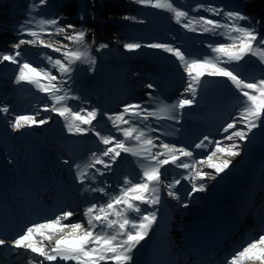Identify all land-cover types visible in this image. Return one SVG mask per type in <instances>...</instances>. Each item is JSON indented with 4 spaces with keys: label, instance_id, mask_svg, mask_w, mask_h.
Wrapping results in <instances>:
<instances>
[{
    "label": "snow or ice",
    "instance_id": "6c2138e0",
    "mask_svg": "<svg viewBox=\"0 0 264 264\" xmlns=\"http://www.w3.org/2000/svg\"><path fill=\"white\" fill-rule=\"evenodd\" d=\"M134 2L137 5L171 13L175 23L188 32L223 38L225 42H208L206 47L209 52L202 56H190L181 48L171 44L151 43L146 46L163 50L176 58L188 78L185 92L191 93L193 97L204 83L205 77L224 78L230 83L238 94L237 99L240 105L237 115L223 128L224 133L232 130L224 137L231 143L222 146L221 141H212L205 136L195 147L205 148V141H207L208 144L214 146L213 150L206 157L188 163L185 159L193 157L192 151L163 142L157 145L156 141L159 140V136L153 138L146 128L139 126L137 121H147L150 117L175 120L176 116L173 112L177 108L184 109L193 104L194 99L188 98L180 99L175 105H161L155 110H149L139 103L126 104L119 113L105 114L116 131L122 134V139H117L115 135H101L99 131H95L93 121L97 120L99 110L95 108L74 110L68 103L70 100L80 99L72 93L69 85L72 74L75 72V65L78 63L95 64V59L90 55L86 43L87 33L84 29L77 31L76 26L72 24L62 26L57 18L37 20L31 12L38 6L47 4V0H37V4L30 6L29 18L21 22L18 32L20 36L31 38L19 39L13 44L16 51L13 54L0 56V62L9 61L19 65L15 78L17 84L27 83L35 86L38 91L48 94L52 103L51 107L45 106L44 110L63 118L69 133L83 135L92 130L99 137L100 142L105 145L99 155L92 153V161L83 168L76 165L78 181L83 184L88 179V170L93 168L100 176L105 175V171L96 168V165H102L103 169L110 170L122 153H128L147 161L146 164H140L143 175L138 182L125 177L124 186L120 188L118 195L112 196L104 204L93 203L85 209L87 227L81 222L64 223L74 215L73 211L64 210L52 219L31 224L11 241L9 245L11 248L24 250L42 258L38 264H45V261H59L64 264L68 262L72 264H133L134 251L149 235L153 225L157 222L156 211H147L142 209L141 205L154 208L160 204L161 177L164 175L162 169L165 166L174 165L188 172L183 179L191 183L189 197L195 193L204 192L206 185L203 181L206 178L216 179L229 169L232 164L230 158L241 155L242 149L238 141L247 142L253 130L264 125V70L261 71L259 78L246 75L241 71L244 67L242 62L246 64L247 57H255L261 64H264V36H261L256 27L260 21L254 20L239 10L226 11L212 5L198 4L194 11L203 10L212 16H222V20L203 15H190L189 11L176 6L173 0H134ZM124 19L135 18L126 16ZM49 28L54 29V32L48 31ZM69 30L71 34H68ZM60 34H64V40L69 43H61L57 47L43 39V35ZM37 43L61 53L62 58L47 57L48 63L59 73V76L53 75L49 69L34 67L28 61L21 63L17 59L21 56L19 49L22 45H36ZM70 45L76 47H70ZM106 47V44L100 45V48ZM141 47L142 45L138 43L124 44V48L128 51ZM147 87L151 89L153 85L148 84ZM0 112L8 113L9 109L6 106L0 107ZM133 117L136 118L135 121ZM50 120L51 116L39 120L35 116H16L11 121V128L13 131H21L26 127L45 125ZM238 124L242 126L238 127ZM151 131L155 132L157 129H151ZM129 141L135 143L130 144ZM157 147L160 150L154 152L153 149ZM218 154L228 159H214ZM105 157L108 160H105ZM203 166L214 170L215 175L204 171ZM92 180H95V176ZM180 183V179H174L165 185L168 188V196L177 201L180 200V196L173 189ZM91 191L108 195L104 187L91 188ZM182 206L187 207L188 205L185 203ZM65 229L70 231L57 238L50 251L46 250L42 240H50L53 234L62 233ZM38 237L42 240H38ZM5 244L6 241L0 239V247ZM29 264H37V262L29 260ZM225 264H264V231L235 251Z\"/></svg>",
    "mask_w": 264,
    "mask_h": 264
},
{
    "label": "rangeland",
    "instance_id": "374dc122",
    "mask_svg": "<svg viewBox=\"0 0 264 264\" xmlns=\"http://www.w3.org/2000/svg\"><path fill=\"white\" fill-rule=\"evenodd\" d=\"M104 1L47 0L46 5L38 6L31 12V15L36 17L37 20L41 18H57L62 26L72 24L76 26L77 31L84 29L87 33L86 43L90 55L95 59V64L78 63L75 65V72L72 74L69 85L72 93L79 96L80 99L68 101L69 105L74 110H78L79 108L98 109V118L93 121L95 131H99L101 135H115L117 139H122V134L116 131L112 122L108 120L105 114L112 115L119 113L126 104L139 103L149 110H155L161 105L178 104L180 99H194L191 106H186L184 109L177 108L173 112V115L176 116L175 120L150 117L147 121L137 122L140 127L146 128L149 135L153 138L159 136V140L156 141V144L159 145L161 142L166 143L162 137V126L171 125L177 129L178 133L190 131L194 123L190 119L188 120L189 123H187V119L184 118L185 116L190 112L204 109V112L201 114L213 120L215 119L213 115L214 110L220 106L222 110L220 124L216 123V125L220 126L221 137L212 138V141H221L222 146L231 143L230 141H226L224 137L230 134L232 130H229V133H224L223 128L237 115L240 105L237 99L238 94L230 83L224 78L205 77L204 83L193 97L191 93L185 92L188 78L176 58L163 50L151 49L146 46L151 43L171 44L181 48L182 51L190 56H202L209 52V49L206 47L208 42H225L223 38L220 36H210L209 34L188 32L175 23L171 13L152 7L137 5L134 0L133 4L145 10L142 12L144 14L142 16L144 17H134L133 22H129L135 27H132L128 33L126 32L127 36L115 35L113 31L105 28V26L104 32H101L97 29V26L95 28V24L98 22V17H102L99 11L108 7V5H104ZM173 3L181 9L189 11L190 15H203L217 20H222L223 17L212 16L203 10L194 11L195 6L205 4L220 7L226 11H241L235 0H173ZM34 4H37V0H0V30L2 29L6 32L0 31V35L4 34L1 37L2 39L4 38V41L0 38V56L13 54L16 51L13 48V44L19 39L31 38L20 36L18 32L21 22L29 18L30 6ZM63 6H65L64 9ZM241 12L244 13L243 11ZM244 14L254 18V20L260 21V24L256 25V27L259 29L261 36H264L263 29L261 28L264 25V19H258V16L254 13ZM120 18L109 15L107 20L118 22ZM121 19L123 20L122 23L126 21L124 17ZM100 27H102L101 24ZM37 30L39 31V29ZM48 31L54 32V29L49 28ZM68 34H71V30H69ZM43 39L48 43H53L57 47L61 43H69L64 40V34L43 35ZM126 43H138L142 47L134 51H128L124 48V44ZM101 44H106L107 47L100 48ZM70 47L76 46L70 45ZM19 50L21 56L17 59L21 63L28 61L34 67L49 69L53 75L59 76V73L48 63L47 57L52 56L54 59L62 58L61 53L42 47L39 43L36 45H22ZM246 61V64L242 62L244 67L241 71L246 75L259 78L261 71L264 70V64H261L255 57H247ZM18 70V64H13L9 61L0 62V107L10 106L8 113L0 112V119H4L6 129H8V140L6 143L14 151L17 150L20 153L26 150L30 153L29 156L20 155L18 164L25 170L33 168L32 163L35 159V153L40 151L38 148H42L43 157L46 155L45 150H48L50 155L56 156L57 161L54 162L53 173L61 167L67 173L73 172L76 165L79 164V156L81 157L82 155L90 163L92 161V153L95 152L99 155L105 148V145L100 142L99 137L92 130L83 135L70 133L71 137L69 140L63 137L57 127L56 114L44 110L45 106L51 107L52 101L49 99L48 94L38 91L35 86L27 83L17 84L15 78ZM148 84H152L153 88L149 89L147 87ZM221 102H224V105H221ZM16 116H35L37 120L51 116V120L42 126L26 127L21 131H13L11 121ZM133 120L135 121L136 118L133 117ZM237 126L241 127L242 125L238 124ZM151 129H157V131L153 132ZM22 133H28L25 145L18 138ZM46 136H50L55 141H47ZM1 139L0 141L3 140ZM65 141H68V143L67 145L65 144V149L63 150V142ZM75 141L78 142L76 147L81 151V154L76 159H74V155L72 154L76 147L71 145ZM49 142L50 145H46ZM54 143L58 144L59 147L51 149ZM129 143L135 142L129 141ZM238 143L242 149L241 155L230 158L232 159V164L225 173V180L233 183L230 185L232 190L228 191L227 194L229 195L234 192V187L239 192L240 187H238V183L240 179L245 177H247L246 183L254 182V186L257 184L264 191V125L254 129L247 142L238 141ZM213 147V145H210L202 149L204 151L202 156L198 152L196 154L193 153L192 160L206 157L213 150ZM159 150L158 147L153 149L154 152ZM126 155L128 153H122L110 170L103 169L102 165H96V168L105 171V175L103 176L96 173L95 168L88 170V179L85 180V185L90 190L88 197H91L97 205L104 204L112 196L118 195L120 188L124 186L125 177H129L133 182H138L142 177L143 174L135 170L133 161L124 158ZM248 156L250 157L249 159ZM104 159L108 160L107 157ZM214 159H228V157H221L218 154ZM173 167L174 165H168L166 170L162 169V172L169 174L173 170ZM197 167L201 166L197 165ZM174 171L176 172V170ZM213 175L215 174L213 173ZM93 176H95V180H92ZM99 187H104L108 195L105 196L91 191V188ZM202 193L199 192L197 194ZM253 193L249 206L256 209V206L264 200V195H260L254 191ZM197 194L195 193V195ZM254 195H257V197L253 201ZM202 196L205 195L202 194ZM248 196L250 198V194ZM187 205L191 206L190 203H187ZM200 205L205 208L208 207L206 202H201ZM141 208L152 211V207L148 205H141ZM172 230V227H170L167 231L171 232ZM152 234L153 230L151 229L145 239L151 238ZM174 235L175 232L169 234L171 239ZM37 239L42 240L39 237Z\"/></svg>",
    "mask_w": 264,
    "mask_h": 264
},
{
    "label": "bare ground",
    "instance_id": "6f19581e",
    "mask_svg": "<svg viewBox=\"0 0 264 264\" xmlns=\"http://www.w3.org/2000/svg\"><path fill=\"white\" fill-rule=\"evenodd\" d=\"M221 104H224V102H222ZM6 107L9 108L10 106L6 105ZM221 114V108L214 110L213 115L216 120L215 123H220ZM55 117L57 120V127L61 131L63 137H66L69 140L71 134L67 130L65 121H63L64 119L59 117L58 115H56ZM7 131L8 129H6V122L4 121V119H0V138L3 139H1L2 141H0V239H4L6 241V244L0 247V250H3L6 255V257L0 262V264H29V260L37 261L40 259V257H36L34 254H31L24 250H16L11 248L9 246L11 241L14 240L18 235L22 234L25 229L31 225L32 221L33 223L44 222L59 215L65 209H61L60 206H50V204H47L43 199H40L39 203L34 202V206H36V208H40L38 209V212H36V208L34 212L30 209L31 205L33 204L32 199L27 195L21 194L19 190V188L21 187L23 176L27 175L28 173L27 170L23 169L18 164L20 155L25 154L24 151L19 153L17 150L14 151L11 146H7ZM161 132L162 137L166 143L175 145L177 148H187L190 151L197 150L201 153V155L203 154L200 149L195 147V145L197 144L195 143V140L200 137L199 133H188L185 137L182 138V141L180 142L179 134L175 127L171 125L162 126ZM27 136L28 133H22L18 136L23 145L26 144ZM46 139L47 141H55L54 139H51L50 136H46ZM50 142L46 143V145L49 146ZM67 143L68 141L63 142V144L66 145ZM77 143L78 142L75 141V143L71 145L76 147ZM58 146V144L54 143V146L51 149L58 148ZM72 146L71 148H73ZM66 147L68 148V146ZM38 150L40 151L35 153V157L37 160L42 161L44 159L41 152L42 148H38ZM72 154L74 155V159H76V157L81 154V151L76 147L74 153ZM124 158L132 160L135 165V170L143 174L142 169L140 168V164H146L147 161H143L140 158H135L131 154L124 156ZM249 158L250 157L248 156V159ZM56 161V156L50 159L51 164H53L52 162ZM191 161L192 158L185 159V162L191 163ZM246 161L248 162V160ZM78 163V165L83 168L88 164V160L84 155H82L81 157L79 156ZM62 168L63 167L54 172L58 176L57 179L63 177L64 180H66L68 183L72 181L79 182L77 179V168H75L71 173H67L66 170ZM166 169L167 166H165L164 170ZM174 170H176V172ZM203 170L212 172V174L214 173V170L208 169L206 166H203ZM45 171L49 172L50 170L47 169ZM171 173L175 174V179L181 180L180 185H177L175 188V190H178L180 188V191L177 192L178 195L182 198L187 197L188 191L184 192L182 191V189L187 186V188L191 190V183L189 182V180L183 179L184 176L188 175V172L184 169L174 166L173 170L169 174ZM225 173L226 171L217 176L216 179L207 178L205 181H203V183H205L206 185V190L202 194L205 196L196 193L197 195L193 194L189 201H177L176 204L171 203L169 205L164 204L162 206L156 205L154 208H151L152 211L155 210L157 213V222L153 225L154 227L152 228V237L142 241L141 245L137 246V249L134 251L133 264H165L168 260L171 259V256L179 254L181 246L175 245L174 239H183L184 233H182L181 231L185 232L186 224L192 220V217H194L193 222L197 221L198 225L202 227H214L218 230L220 226L224 225L225 228L221 232L223 233L221 238H227L229 232L232 229H235L237 226L236 221L238 219L240 208L250 207V201L247 196L249 194H254L253 191L259 193L260 195H264V191L263 189L259 188L257 184L254 186V182L246 183L247 177H245L240 179V182L238 183L240 191L238 192L236 187H234V192L228 195L227 192L232 190L230 185L233 183L231 181L225 180ZM166 180H169L168 183L173 181L170 180L169 177ZM81 185L85 187V192H87L88 187L85 185V182ZM5 187H7L8 190H4ZM256 197L257 195H254L253 200H255ZM12 201H18L20 204L14 205L11 203ZM201 202H206L208 204V208L206 209L205 207L201 206ZM93 203H95V201H93L91 197H88L86 199L85 208L89 207ZM161 203L162 202H160V204ZM185 203H190L191 206L183 207L182 205ZM25 208H29L26 214L24 212ZM68 209H70V207ZM249 209L253 208L250 207ZM213 212L217 213V216H215V213ZM211 216L216 217L214 218L216 220L214 224H211L210 222L212 218ZM73 222L74 219H72L71 217L68 221H64V223ZM78 222L84 223L87 227V223L85 220L80 219ZM248 222L249 221L246 220L245 223L248 224ZM164 225H170L173 231H175L173 239H171L169 235H166L167 229H169V227L165 226L164 228H161ZM239 225L241 226L240 229H246L247 227L242 226V221H239ZM6 228L8 230H6ZM69 231L70 230L66 229L62 233L53 234L50 240H42V244L45 246L46 250L50 251L55 244V240L63 235H66ZM253 232L254 233L252 234L246 235L238 233L237 235L228 238V240L223 243L221 249L218 250V253L223 256H227L225 260H221V264H225L226 260L230 258L235 251L239 250L250 239L257 237L262 232V230H255L254 228ZM163 237H165V240L163 242H160L159 240ZM210 238H205L204 242L208 243L210 241ZM176 257L181 258V255H177ZM46 264H64V262H46ZM204 264L207 263L204 262Z\"/></svg>",
    "mask_w": 264,
    "mask_h": 264
},
{
    "label": "trees",
    "instance_id": "16d2710c",
    "mask_svg": "<svg viewBox=\"0 0 264 264\" xmlns=\"http://www.w3.org/2000/svg\"><path fill=\"white\" fill-rule=\"evenodd\" d=\"M105 0L103 3L104 5H108L107 9H102L100 14L102 17H98V22L95 24L98 27L97 29L101 32H104L105 28L110 29L113 31L115 35L120 34L124 37L127 36L128 31L135 27L134 25L130 24L129 22H133V19H127L124 23H122L123 17H140L144 15L142 12L145 10L138 7L137 5L133 4V0ZM239 9L244 13H254L258 16V19H264V0H235ZM65 6H63L64 9ZM97 7V6H96ZM112 15L114 17H121L118 22H110L107 20V17ZM144 17V16H142ZM86 21V20H85ZM100 24L102 27H100ZM132 25V26H131ZM264 33V25L261 27ZM127 32V33H126Z\"/></svg>",
    "mask_w": 264,
    "mask_h": 264
}]
</instances>
